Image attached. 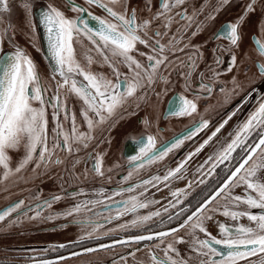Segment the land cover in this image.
Instances as JSON below:
<instances>
[{
	"label": "snow or ice",
	"instance_id": "obj_1",
	"mask_svg": "<svg viewBox=\"0 0 264 264\" xmlns=\"http://www.w3.org/2000/svg\"><path fill=\"white\" fill-rule=\"evenodd\" d=\"M185 3L186 0H160L159 10L142 22L138 21L137 10L130 9L126 0H83L80 4L69 0L66 10L76 13L74 18L68 17L66 11L61 10L54 3H49L47 9L41 11L39 23L47 34L48 55L54 62L52 81L56 75H59L62 83L54 87L50 81L45 87L35 63L21 49H17L12 55H0V69H2L0 74V184L13 176L18 178L29 164H34L33 171L39 173L42 166L47 169L52 165L68 164L74 170L77 165L84 163L86 165L83 173L85 182L88 179L95 182L97 178H104L106 173L102 167L103 156L97 151L100 144L105 142L103 132L112 126V119L129 99H135L136 107H139L140 101L146 100L150 93L155 92L157 84L162 82L165 86L170 85L173 76L184 80V89L193 98L181 96L180 105L172 115L193 117V114H198L197 102L202 97L212 95L214 85L218 84L223 73L209 69L212 72L211 82L205 83L203 72L199 74L197 82L194 73L199 67L198 62L202 59V54L195 45L191 44L187 36H196L202 29L195 21L197 13L189 15L182 9L181 6ZM229 3L230 0H218L213 11H219L221 6ZM257 6L264 9V0H248L244 12L251 14ZM24 7L31 10L30 0ZM117 7L123 10H114ZM93 8L104 15L94 14L91 11ZM10 10V0H0V13H9ZM202 10L203 8L200 9ZM84 13H87L96 25L90 26L89 21L83 18ZM213 18L211 13L207 17V19ZM244 19L245 17L242 16L236 22L227 25L226 34L231 46L239 44V26ZM154 21L159 26L149 31V25ZM174 24L178 25L175 32L171 31ZM194 25L196 30L189 33L188 30ZM5 31L0 30V43L3 42ZM77 45L83 49L82 55ZM255 45L259 56L264 58V43L256 40ZM140 46H143L146 51L141 50ZM189 49L194 51L189 52ZM224 51H228L230 55L227 72L231 73L237 67V57L231 48H226ZM215 63L221 64L219 57ZM93 65H99L102 68L107 66L114 80L103 72H93ZM256 68L259 77L264 80V63H258ZM232 83L238 86L235 77ZM66 86L68 92L62 99L59 92ZM219 90L222 93L225 92L224 88ZM69 96H75L80 102L79 120L77 114L67 104ZM48 109H51V120L54 124L51 135L48 132L49 121L46 118ZM240 111L241 108L238 107L236 111L229 114L211 132V135L203 140L194 152L181 160L174 169H169L163 176L154 174L147 179L129 183L146 165L164 160L174 150L180 149L186 141L198 138L211 125L210 121L201 115L199 119L194 118L191 127L170 145L157 148L156 140L152 136L147 137L146 143L141 140L139 154L129 161L131 167L126 175L121 177V186L115 189L112 196L142 189L140 196L143 197L153 188L160 191L161 185L169 188L171 181L185 179L183 172L188 160L200 153L205 146H210L213 138H216L233 116ZM68 124L70 129L66 128ZM83 126L86 127L81 130ZM229 136L230 140L226 146L214 155L208 156L197 169L200 172L210 164L211 167L207 173L209 177L213 175L218 177L221 171L224 172V177L207 192L194 209L185 207L184 202L178 198L184 195L186 200L187 193L183 190L172 191L169 188L171 197L176 198L175 203L168 200L167 203L162 204L161 209L150 211L146 215H135L130 223L119 226L122 231L137 229L139 234L115 239L111 244L100 243L97 247H85L80 251L69 253L68 256L61 255L55 260L39 259L38 264H60L78 255L112 249L116 245L122 247L141 245L144 241L154 242L148 246L152 264H188V261L184 259L173 258L172 254L182 255L176 247L180 244H185L187 250L195 254L192 259L198 260V264H240V262L264 264V102L259 103L255 110L249 112L247 118L240 121ZM22 144L24 155L13 169L9 153L20 148ZM90 148L91 151H89ZM60 152L66 153L63 160L59 158ZM81 152H84L83 157L78 155ZM89 164H91L90 168L87 167ZM113 170L109 168L107 171L111 173ZM198 183L207 186L209 181L201 179ZM241 186L245 194L233 195L231 190ZM103 194V190L91 193L93 196ZM68 195L75 197L88 195V193L81 189L79 192H71ZM112 196H108V199L111 200ZM63 198L62 195H55L47 200L37 197V202L32 205H26L24 200H19L0 209V222L12 217L14 213L15 217L8 220L9 227L19 226L23 223V219L29 221L52 219L51 215H44L45 210L50 209L52 204ZM220 200H223L221 208L211 207ZM85 203L95 205L101 201L93 199ZM114 203L120 204L125 213L136 214L139 209H148L154 204H161V201L154 199L141 201L137 196H132L128 200ZM241 205L246 206L247 210H239ZM106 207L111 208L112 205H106ZM80 209L81 204L77 203L62 215L72 216ZM251 209L261 211L252 213ZM215 212H220L222 216L229 217L233 221L246 217L255 227L237 225L230 228L224 223H219L221 238L212 237L207 231L205 221L211 223ZM119 218L120 216L116 215L107 219L111 222ZM173 221L179 222L177 227L152 230V225L172 224ZM181 230L187 234V240L184 235H178ZM113 231L116 230L111 229L104 235H111ZM199 234H203L204 238L201 239ZM170 236L175 239L166 242V238ZM92 237L93 233H89L87 237L82 236L76 242L57 246L56 250L78 246L85 239ZM156 241L159 243H155ZM216 246H222L226 251H221ZM154 249H159L163 255H157ZM136 251H140V248ZM134 255V252L129 251L120 255L119 261H124L126 264L128 256L134 257ZM252 257L257 259L252 260ZM29 259L33 258L29 257ZM111 264H118V261L113 259Z\"/></svg>",
	"mask_w": 264,
	"mask_h": 264
},
{
	"label": "flooded vegetation",
	"instance_id": "obj_2",
	"mask_svg": "<svg viewBox=\"0 0 264 264\" xmlns=\"http://www.w3.org/2000/svg\"><path fill=\"white\" fill-rule=\"evenodd\" d=\"M211 1H215L216 4L218 2V0H186V3L181 6L183 10H186L184 6L189 5L190 15H193L194 12L197 13L195 15V21L200 24L202 29L198 31L196 36H187L191 44L195 45L202 54V59L198 62L199 67L194 73L197 82L201 72L204 73L205 83L211 82L212 72L209 69L222 71L223 73L219 78L218 84L214 85L212 95L210 97H202L197 102L199 115L193 114V117L172 115L180 105L181 96H185L188 99L193 98L190 93L185 91L184 80L178 76L172 77V83L170 85L165 86L162 82L157 84L155 92L150 93L146 100L140 101L139 107H136L135 99H129L116 113V117L112 119V126L103 132L104 141L105 139H108V141L101 143L99 149H97L103 156L102 167L106 173L104 178H97L95 182L88 179L85 182L86 178L83 173L86 165L84 163L77 165L74 170L68 164L52 165L49 168L53 170L57 168V171L52 173L53 177L47 178L43 185L35 183L32 191L30 189L25 190L30 191V193L26 194V197L21 194L16 198L0 204V209H4L19 200H24L26 205H32L37 202V197L42 200L50 199L55 195H62L64 197L59 202L52 204L50 209L45 210L44 215H51L53 217L52 219L32 221L37 225L40 224L36 227L19 229L20 226L30 222L27 219H23L22 224L7 231L8 220L15 217V213L12 214V217L6 218L4 222H0V264H16L20 261L47 259L85 247H97L100 243L111 244L115 239H121L131 234H139L137 229L122 231L119 229V226L130 223L135 218V215H146L150 211L161 209L162 204L167 203L168 200H172L175 203L176 198L171 197L169 188L172 191L183 190L187 193L186 200L184 195L178 198L184 202L185 207L194 209L207 192L215 187L219 180L224 177L223 171L220 172L218 177L215 175L209 177L207 173L211 167L210 164L205 166L200 172L197 169L208 156L221 151L226 146V143L229 142V134L238 126V123L245 120L248 113L255 110L259 103L264 102V80H261L256 68L258 63H264V58L259 56L257 47H255L253 41L254 36H256L261 43H264V25L262 27V23L264 22V9L257 6L253 13L246 14L244 7L248 0H230L228 5L220 7L218 16L223 17V20L210 24V19H207V17L210 13L213 16V9L215 8L210 6ZM28 2L29 0H10V12L0 13V16H2L0 30H6L3 36V42L0 43V52L9 50L15 53L17 49L23 50L35 63L39 76L44 82L45 87H47L50 81H52L53 73L49 70L47 61L44 58V49L39 35L40 27L43 28L39 23L41 11L46 10L49 3H54L61 10H65L66 15L70 18H74L77 14L66 10L69 0H30L31 10L24 7ZM71 2L80 4L83 0H71ZM126 2L130 9L137 10V18L140 22L155 14L159 10L160 4V0H126ZM201 8H203L202 11H200ZM114 10L122 11L123 9L117 7ZM91 11L96 15H104L95 8L91 9ZM242 16L245 19L239 26V44L238 46H231L226 34L227 25L236 22ZM83 18L89 21L90 26L96 25V22L87 16V13L83 14ZM19 19L21 20V27L24 30L23 34L18 33L17 30ZM158 26L157 22H152L149 25V31L156 29ZM177 27L178 25L174 24L171 31L175 32ZM194 30H196L195 25L188 31L190 33ZM248 36L250 40L249 46H247ZM76 47L82 55L83 49L79 45ZM140 47L141 50L146 51L143 49V46ZM226 48H231L237 57V67L231 73L227 72L230 55L228 51H224ZM188 51L191 52L194 49H189ZM247 52H253V58H248ZM218 57L221 60V64L219 65L215 63ZM92 71L103 72L110 79L114 80L107 66L102 68L99 65H93ZM233 77L236 78L238 86L233 85ZM77 79L82 78L77 77ZM59 82H62V79L59 75H56L52 83L56 84ZM220 88H224L225 92L222 93L219 90ZM67 92L68 90L59 92L62 99ZM232 93L236 95L234 94L235 96H233ZM67 104L74 112L77 110L75 96H69ZM238 107L241 108V111L236 116H233L216 138H213L210 146H205L200 153L193 156L185 164V170L183 172L185 179L171 181L169 188L161 185L160 191L153 188L145 193L143 197L140 196V192L143 191L142 189H134L131 193L124 192L120 195L112 196L115 189L121 186V177L126 175L127 170L131 167L129 161L132 157L139 154L142 146L140 143L141 140L146 143L147 137L152 136L156 140L157 148L170 145L178 137H182L184 132L191 127L194 118L199 119L201 115L204 119L209 120L211 125L198 138L186 141L180 149L174 150L164 160L154 162L152 165H146L129 183L138 182L140 179H147L154 174L163 176L169 169H174L189 153L194 152L203 140L207 139L211 135V132L229 114L236 111ZM48 111L51 112V109H48ZM89 151H91V148ZM58 155L60 159H64L66 153L60 152ZM78 155L83 157L84 152ZM117 165L120 167H116ZM34 167V164H29L24 169L25 173L27 175L32 174V177H34L36 173L33 171ZM87 167L90 168L91 164L87 165ZM109 168L114 170L108 173L107 170ZM45 170L42 166L39 172H44ZM201 179L208 180L209 184L207 186L199 184L198 182ZM189 184H191V187H189ZM123 186L127 187V185ZM81 189L85 193H88V195H77L75 197L68 195L71 192H79ZM101 190L104 191L103 195H91V193L100 192ZM231 191L233 195L243 196L245 194L242 186L235 187ZM108 196H112V199L109 200ZM132 196H137L141 201L144 199L159 200L161 204H154L148 209H139L136 214H131L125 213L120 204L114 203L116 201L128 200ZM93 199L100 200L101 203L95 205L85 203ZM77 203L81 204V209L78 213H74L68 217L62 215V213ZM106 205H112V207L108 208ZM222 205L223 200H220L218 203L211 205V207L214 209L221 208ZM241 208H246V206L241 205L239 210ZM252 210L259 211V209ZM29 215H32V213H29ZM116 215H119L120 218L113 219L111 222L108 221V217ZM241 218L233 221L229 217L222 216L220 212L213 213V221L216 220L218 223H224L227 227L234 228L237 225L255 227L249 220L244 223L241 222ZM74 221H79V223H74ZM178 223V221H173L172 224L152 225V230L170 229L177 227ZM208 225L209 222L205 221L207 231ZM111 229H115L116 231H113L111 235H104V233ZM20 232L24 234L10 237L12 240L6 238L7 235ZM208 232L212 237L221 238L219 233L214 234L210 231ZM89 233H93V237L85 239L82 244L56 250L57 246L76 242L82 236L87 237ZM178 235H184L185 240L188 239L187 234L183 230ZM199 236L201 239L204 238L203 234H199ZM174 239V237L170 236L166 238V242H171ZM153 243L151 241H144L141 245L133 244L123 247L116 245L112 249L78 255L62 261L60 264H70L69 261L72 260H79V262H73L72 264H102L104 261L113 258L118 261V264H125L124 261H119V256L129 251L134 252L135 255L134 257L128 256L126 264H152L148 254V246ZM155 243L159 242L156 241ZM176 247L182 255L175 256V254H172L174 259H184L188 261V264H194L192 257L195 254L190 253L185 244H180ZM137 248H140V251H136ZM45 249L47 251H44ZM154 250L157 255H163L159 249ZM29 257L33 259H29ZM251 259L256 260L257 257H252ZM240 264H243V262H240Z\"/></svg>",
	"mask_w": 264,
	"mask_h": 264
},
{
	"label": "rangeland",
	"instance_id": "obj_3",
	"mask_svg": "<svg viewBox=\"0 0 264 264\" xmlns=\"http://www.w3.org/2000/svg\"><path fill=\"white\" fill-rule=\"evenodd\" d=\"M210 6L216 7L217 4H216L215 1H211L210 2ZM184 9H186L187 13L190 15L189 5L188 6L185 5ZM219 13H220V10L219 11H214V13H213V17L214 18L210 19V24H213V22H219V21L223 20V17L218 16ZM217 18H219V19L217 21H215ZM17 30H18V33H21V34L24 33V30L21 27V20L20 19L18 20V23H17ZM253 54H254L253 52H247L248 58L249 57L253 58L252 57ZM59 83H62V82H59ZM59 83L53 84V86L55 87ZM67 90H68V87L66 86L64 89H61L60 92H64V91H67ZM235 95H233V96H235ZM76 105H77V110L75 111V113L77 114V117H78V120H79L80 119L79 118L80 102L77 100V98H76ZM34 106H37V105L34 104ZM115 117H116V115L114 116V118ZM46 118L49 121L48 132H49V135H51V129L54 126V124H53V122L51 120V112H49L48 110L46 112ZM61 119H63L62 116H61ZM85 127L86 126H83L81 130H84ZM66 128L70 129V124L66 125ZM105 141H108V139H105ZM9 155L10 156L11 155H15L17 157V161H19L24 155L23 144L17 150L10 151ZM17 161H16V163L13 166H11L13 169L16 167ZM56 171H57V168H55L54 170L52 168H47L44 172H39V173L36 172L34 177H32V174L31 175H27L25 173L24 169H23L22 172L19 174L18 178L13 176L11 179H8L5 183L0 184V204H3L5 202L9 201L12 198H16L17 196H19L21 194L26 197V194L30 193V191H32V188L34 187L35 183L43 185L44 182H46L47 178L53 177L52 173H54ZM27 189H30V191H25ZM40 221H42V220H40ZM218 224L219 223L216 222V220H214L211 223H209L208 231H210L211 233H214V234L219 233ZM38 225H40V224H38ZM38 225L36 223H33L32 221H30L26 225L20 226L19 229H22L24 227H36ZM214 225H216V226H214ZM13 228H15V227L7 226L6 230L8 231V230H11ZM23 234H24L23 232H20V233L13 234V235H7L6 238L9 239L10 237H13V236H16V235H23ZM194 264H198V260L194 259Z\"/></svg>",
	"mask_w": 264,
	"mask_h": 264
},
{
	"label": "water",
	"instance_id": "obj_4",
	"mask_svg": "<svg viewBox=\"0 0 264 264\" xmlns=\"http://www.w3.org/2000/svg\"><path fill=\"white\" fill-rule=\"evenodd\" d=\"M263 25H264V22L262 23V27H263ZM39 35H40V40H41L42 47L44 49V52H43L44 58L47 61L49 70L52 72V68L54 67V62L51 60L50 55H48L47 34H46L44 28L40 27ZM256 40H259V39L256 36H254V39H253L254 43H255ZM249 45H250V40H249V36H248V38H247V46H249ZM255 47H256V45H255ZM12 54H14V53L9 51V50H5V51L0 52V55H12ZM0 74H2V69H0ZM10 158H11V166H13L16 163V156L15 155H11ZM241 210H247V209L246 208H241ZM250 211L252 213H257V212H259L261 210L255 211V210L251 209ZM247 220H248L247 218H241V222H243V223L245 221H247ZM216 247L218 249L222 250V251H226V249L222 248V246H216ZM80 250L81 249L74 250V251H80ZM71 252H73V251H71ZM71 252H67V253H64V254H61V255L68 256V254L71 253ZM61 255L53 256V257H50V258H47V259L55 260L56 258H58ZM113 259L106 260L102 264H109V263L112 262ZM38 260L39 259L32 260V261H20V262H17L16 264H38ZM69 262H70V264H72L73 262H79V260H72V261H69Z\"/></svg>",
	"mask_w": 264,
	"mask_h": 264
}]
</instances>
